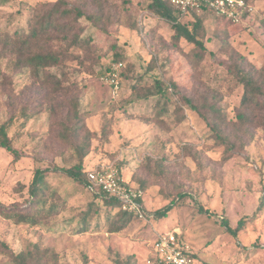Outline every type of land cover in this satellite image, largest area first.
Listing matches in <instances>:
<instances>
[{"label":"rangeland","instance_id":"obj_1","mask_svg":"<svg viewBox=\"0 0 264 264\" xmlns=\"http://www.w3.org/2000/svg\"><path fill=\"white\" fill-rule=\"evenodd\" d=\"M40 1L54 0L0 1V34L26 32L31 6ZM68 1L96 8L92 0ZM150 2L106 0V32L82 20L78 28L84 29L85 43L64 67V88L58 94L47 96L28 70H14L7 59L0 60V125L13 118L9 137L19 156L15 160L0 148V203L26 208L37 169L45 171L41 178L59 194L49 205L57 216L40 226L16 225L0 216V243L14 252L50 248L61 264H153L156 238L179 229L195 251L194 264H264V211L238 237L223 225L226 221L235 229L239 220L251 218L264 196V127L236 125L243 88L232 71L243 62L257 70L264 66V0H251L255 12L241 25L202 16L197 34L206 47L203 58L197 57L199 48L173 40L171 23L151 14ZM194 23L181 20L190 29ZM116 54L124 69L114 96L102 78L117 62ZM51 72L63 78L60 70ZM137 76L149 90L160 80L169 87L166 96L133 102L132 78ZM182 97L218 104L231 122L226 142L215 138ZM73 107L87 116L85 130L93 132L88 169L113 163L126 181L145 182L148 221L133 219L124 230L108 233L103 227L106 206L98 201V216L87 232L79 231L80 214L94 196L60 172L78 159L58 137ZM26 109L33 116L29 121L22 117ZM254 114L260 120L263 112ZM167 206L169 213L157 217ZM0 264H12L1 247Z\"/></svg>","mask_w":264,"mask_h":264},{"label":"trees","instance_id":"obj_2","mask_svg":"<svg viewBox=\"0 0 264 264\" xmlns=\"http://www.w3.org/2000/svg\"><path fill=\"white\" fill-rule=\"evenodd\" d=\"M0 1L3 5H7L14 0ZM105 1H90V4H96H94L96 8L92 10L86 3L76 4L68 0L40 1L33 4L27 19L26 32L0 34V60L7 59L14 70H28L30 77L35 79V83L47 91V96L60 93L64 88L62 81L66 77L63 69L67 63L75 59L76 50L82 48L85 43L82 37L84 29L78 28L79 23L85 20L93 28L106 32L102 22L104 18L103 4ZM148 11L157 18L171 23V29L174 32L173 40L176 43H179L182 39L187 41L201 50L200 53H197V57L203 58L206 47L197 32L200 30L202 16L214 15L210 9L204 8L200 12L190 11L183 16L170 3L163 0H151L148 5ZM183 18L195 20L193 29L181 24ZM115 60L117 61L115 63H123L119 54H116ZM248 67L243 62L232 69L235 80L243 88L240 109L236 114V125L238 127H250L257 124L260 127H264V66L260 70L253 66ZM52 69L60 70L63 78H59L58 74L51 72ZM108 72L109 68L106 70V74ZM141 77L132 78V80L136 79L131 88L134 95L133 102L149 100L154 94L161 98L166 96L165 93L169 90V87H165L160 80H155L153 89L149 90L141 85V80L143 79ZM171 87L177 91L176 84L172 83ZM165 99L169 105V98ZM181 99L186 106H190L202 119L205 126L212 131L217 140L226 142L231 122L217 103L205 101L199 104L194 97H182ZM167 108L168 106L165 107L166 110ZM179 108L177 107V110ZM256 109L263 112L260 120L254 117V110ZM163 113L164 111L161 112L160 110L157 115L160 117ZM22 117L29 121L33 116L26 109L23 110ZM86 119V115H82L77 107H73L67 112L58 132L59 139L70 145L71 149L78 155L75 165L70 168H63L60 172H63L67 177L85 188H87L88 183V163L91 153L90 133H93L90 130V133L85 130ZM12 121L13 118L9 122L0 125V148L11 153L16 160L19 158L18 152L9 137V126ZM44 172V170L37 169L33 175L29 187L30 201L28 206L26 208H12L0 203V216L14 222L16 225L28 224L32 227L40 226L55 218L58 210L53 206L49 207V205L51 201L59 197V194L52 189L45 179L41 178ZM130 183L133 184L132 182ZM136 186L144 191L146 183L142 181L140 186ZM92 194L94 196L93 202L85 212L80 214L81 228L79 231L81 233L87 232L91 222L98 216V211L100 210L98 208L99 205H97L98 201L106 206L103 227L108 233L120 232L127 228L133 219H136L133 215L123 212L120 203L115 198L102 191ZM171 209V206H167L164 210L157 212L156 216L163 217ZM200 210H203L202 207ZM262 211H264V196L261 198L260 204L251 218L239 220L235 229L231 228L226 221L223 222V225L233 237H238V233L244 228L246 223L255 220ZM203 212L209 213L208 210H203ZM0 247L3 254L10 258L12 264H61L59 254L50 248L42 249L36 246L33 250L14 252L5 243H0ZM196 257L195 255V260Z\"/></svg>","mask_w":264,"mask_h":264},{"label":"built area","instance_id":"obj_3","mask_svg":"<svg viewBox=\"0 0 264 264\" xmlns=\"http://www.w3.org/2000/svg\"><path fill=\"white\" fill-rule=\"evenodd\" d=\"M175 7L179 14L185 16L190 11L200 12L210 9L216 17L225 19L233 25H241L243 21L255 12L253 3L249 0H163ZM123 63H115L109 67V72L102 80L108 85L111 93L116 96L121 90V73ZM87 189L91 193L102 191L115 198L123 212L133 215L141 221H148L144 207L145 192L123 178L113 163L96 166L88 170ZM179 229H174L159 235L153 245V264H194L195 251L184 241ZM152 264V261L148 262Z\"/></svg>","mask_w":264,"mask_h":264},{"label":"crops","instance_id":"obj_4","mask_svg":"<svg viewBox=\"0 0 264 264\" xmlns=\"http://www.w3.org/2000/svg\"><path fill=\"white\" fill-rule=\"evenodd\" d=\"M144 207H145V204H144ZM145 209H146V207H145Z\"/></svg>","mask_w":264,"mask_h":264}]
</instances>
